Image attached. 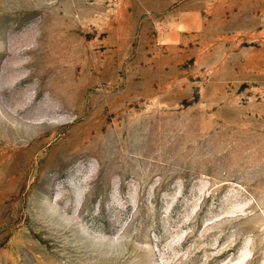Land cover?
<instances>
[{
    "label": "rangeland",
    "instance_id": "rangeland-1",
    "mask_svg": "<svg viewBox=\"0 0 264 264\" xmlns=\"http://www.w3.org/2000/svg\"><path fill=\"white\" fill-rule=\"evenodd\" d=\"M0 264H264V0H0Z\"/></svg>",
    "mask_w": 264,
    "mask_h": 264
}]
</instances>
